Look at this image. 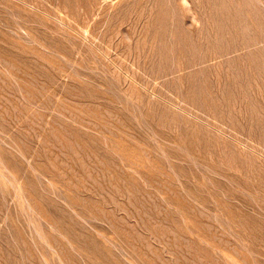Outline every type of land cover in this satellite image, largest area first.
I'll use <instances>...</instances> for the list:
<instances>
[{
  "label": "rangeland",
  "instance_id": "obj_1",
  "mask_svg": "<svg viewBox=\"0 0 264 264\" xmlns=\"http://www.w3.org/2000/svg\"><path fill=\"white\" fill-rule=\"evenodd\" d=\"M0 264H264V0H0Z\"/></svg>",
  "mask_w": 264,
  "mask_h": 264
}]
</instances>
